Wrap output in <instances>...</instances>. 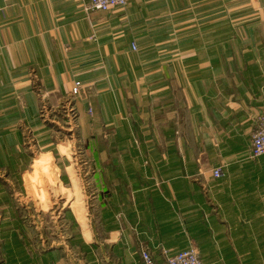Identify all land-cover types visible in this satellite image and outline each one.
<instances>
[{
  "label": "crops",
  "instance_id": "obj_1",
  "mask_svg": "<svg viewBox=\"0 0 264 264\" xmlns=\"http://www.w3.org/2000/svg\"><path fill=\"white\" fill-rule=\"evenodd\" d=\"M88 4L0 0V264H87L64 243L34 248L25 221L67 223L75 188L73 214L86 218L66 134L52 129L66 126L67 100L82 137L110 148L84 164L100 161L98 187L110 192L98 196L94 264H143L141 249L166 264L164 252L189 246L203 264H264V156L250 152L264 114V37L254 33L264 0ZM19 226L29 244L16 248Z\"/></svg>",
  "mask_w": 264,
  "mask_h": 264
},
{
  "label": "rangeland",
  "instance_id": "obj_2",
  "mask_svg": "<svg viewBox=\"0 0 264 264\" xmlns=\"http://www.w3.org/2000/svg\"><path fill=\"white\" fill-rule=\"evenodd\" d=\"M249 21H251L253 24H256L258 23L256 21L255 18H248ZM255 33V36L256 37H261L263 38L264 37V28L260 29L259 31L257 32H254ZM254 33L252 34V37H254ZM76 115V109L73 107V104L71 103V100H67V123H66V126L64 127L62 122L59 123V125H56L57 127L55 128H52L53 131L56 132V135L55 136H61L63 134H66V139H67V160H70L73 164V167L69 169V173L74 172V174L76 175L77 177V183L81 189V192H82V195H83V204H84V207H85V210H86V214H85V217L86 218H77L84 226V229L83 230L81 227H80V224L79 222L77 221L75 215L73 214V212L75 211V213L77 214L76 211L79 212V209H78V206L74 203L75 201H79L78 198H80V195H79V191L78 189L75 188V197L74 195L71 193V191H67V223L64 222L62 219V221H60L58 218H57V221L55 223V225H41L40 224H37L36 222H34L32 219H30V217L28 216V218H25V221H26V228L28 229V231L31 233V234H35L36 237L34 240H31V244L33 245L34 248H45L47 245H50V244H53L55 246H58L59 244H65V239H69L70 236H71V232H78L81 231V234L83 232L84 234V238L86 241H89L90 240V236H88V232L90 233V235L92 234L91 233V227H90V223L93 224V222L97 225V228L99 229V224H98V219L99 218H90V211H91V215H95V213L97 214L98 212V209H99V200H98V190L96 188H93L92 190H90V196L94 199L92 200V203L88 201L87 197L89 196V194H85L82 186H81V179L79 177V172H81L80 170H84L85 171V166H84V161L85 160V157L88 156V152L89 149H93L94 146L88 144V142H91L93 143V141H88L87 139L83 138L82 137V133L80 131V127L78 125V119L77 117H75ZM50 118V117H48ZM60 116L57 115L56 117V121L57 119H59ZM89 126H91V130H90V133L93 132V130L96 129L95 127V123L92 122V124H90ZM66 130V131H63V130ZM107 129V128H106ZM62 130V131H61ZM253 133V131H252ZM252 136V134H251ZM100 138V137H99ZM77 140H80V148L78 146V144L76 143ZM59 144H62V143H59ZM88 145V146H87ZM62 146L59 147V150L61 151H64L63 150V147L61 148ZM87 147V148H86ZM96 147H100V148H103L104 150H109L108 149V146H107V143H96ZM80 153V154H79ZM82 166V167H81ZM85 167V168H84ZM68 188V187H67ZM78 191V192H77ZM74 201V202H73ZM88 201V202H87ZM91 209H90V207ZM70 206H71V209H70ZM74 208V211L73 209ZM64 209V210H65ZM27 211V210H26ZM62 214H63V211H62ZM84 217V216H83ZM73 218L74 220L76 221V225H73ZM43 226H45L46 228L43 229ZM87 227H88V231H87ZM78 228V229H77ZM44 230L45 232L48 233V236L49 237V234L52 235L54 241H44L42 243V240L43 239H39V235L42 234L41 236H44L45 233H44ZM44 238V237H43ZM45 239V238H44ZM45 242H48L49 244H46ZM72 257L73 259L76 258L75 254L73 253L72 251ZM75 262H77V260L75 259L74 260ZM68 262V261H67Z\"/></svg>",
  "mask_w": 264,
  "mask_h": 264
},
{
  "label": "built area",
  "instance_id": "obj_3",
  "mask_svg": "<svg viewBox=\"0 0 264 264\" xmlns=\"http://www.w3.org/2000/svg\"><path fill=\"white\" fill-rule=\"evenodd\" d=\"M126 5L127 0H89L87 10L106 12L110 9L124 7ZM89 39H93V36L89 37ZM131 48L133 51L137 50L135 44H132ZM82 88L80 81L73 82L69 93L70 97H80L82 95ZM88 112L91 113L90 108ZM250 152L251 157L255 159L264 156V114L257 117L256 125L251 136ZM211 174L214 178L222 177L220 169H213ZM139 255L143 264H155L148 250L141 249ZM164 255L166 264H203L198 251L193 246H189V248L175 254L164 252Z\"/></svg>",
  "mask_w": 264,
  "mask_h": 264
},
{
  "label": "trees",
  "instance_id": "obj_4",
  "mask_svg": "<svg viewBox=\"0 0 264 264\" xmlns=\"http://www.w3.org/2000/svg\"><path fill=\"white\" fill-rule=\"evenodd\" d=\"M119 134H120V136H122V135H124L125 134V131H120L119 132ZM76 143L78 144V146H79V148H80V140H77L76 141ZM88 144H90V145H92V146H94V148L93 149H89V151L90 152H96V151H99V150H104L103 148H100V147H96V142L95 141H93V143H91V142H88ZM88 146V145H87ZM87 148V147H86ZM109 150H110V148H109ZM80 154V153H79ZM96 157V156H95ZM93 161V163L91 164V169L90 170H86V168H85V171L82 169V170H80L81 172H79V177H80V179H81V186H82V188H83V190H84V192H85V194H89V196L87 197V199H88V201H89V203L91 202L92 203V200H94L91 196H90V190H92L93 188H96L97 190L99 189V187H98V182H99V180H100V178H99V175H98V172H97V167L98 166H100L99 165V160H97V159H94V160H92ZM82 163H84V164H86L85 163V161L84 162H82ZM96 163V164H95ZM98 163V164H97ZM85 166V165H84ZM107 166L109 167V168H111V162H110V160H109V162H108V164H107ZM82 167V166H81ZM102 172H103V170L101 171V169H99V174H101L102 175ZM100 175V176H101ZM98 195H97V197L99 196L100 198H102V197H105V199L107 198V199H109L110 198V192H108V191H104V192H102V190H98ZM98 200H99V198H98ZM87 201V202H88ZM106 205V204H105ZM89 206V205H88ZM91 206V205H90ZM89 206V207H90ZM105 207H107L108 209H110V207L109 206H105ZM90 209H91V207H90ZM96 216H97V214L95 213V215H91V211H90V218H96ZM105 219H107V218H105ZM108 220H110V216H108ZM73 225H75V226H77L76 224V221L74 220V218H73V223H72ZM24 226V225H23ZM25 227V226H24ZM90 227H91V233H92V243H91V245L90 246H88L86 243H84V240H83V238H82V234H81V231H79L78 230V232H71V236H70V238L69 239H67L66 240V243H65V245L63 246V247H61V248H59V249H63V248H67L68 250H69V252L71 251V253H70V256L69 257H71L72 256V251H73V253L75 254V256L77 257V258H81V259H84V261L87 263V264H94V256L92 255V252H91V249H95L96 247H97V244L100 242V240L102 239L101 237H100V235L98 234L99 233V230H100V228L101 227H99V229L97 228V225L93 222V224L92 223H90ZM111 227H110V224H108V226H107V230L108 229H110ZM78 229V228H77ZM20 233L22 232L23 234H21L22 236H23V238H24V242L22 243V245H20L19 247L17 246H14V247H16V248H21L24 244V246H28V244H29V241L28 240H26L27 238H26V231H25V229H23V228H21L20 229V226H19V230H18ZM15 239H16V237H14ZM15 239H13V241H15ZM23 246V247H24ZM5 246H3V248H4ZM59 249H57V250H59ZM72 258V257H71Z\"/></svg>",
  "mask_w": 264,
  "mask_h": 264
}]
</instances>
